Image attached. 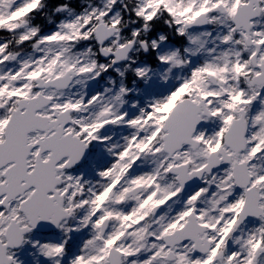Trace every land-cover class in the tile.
Returning <instances> with one entry per match:
<instances>
[{
  "label": "rangeland",
  "instance_id": "1",
  "mask_svg": "<svg viewBox=\"0 0 264 264\" xmlns=\"http://www.w3.org/2000/svg\"><path fill=\"white\" fill-rule=\"evenodd\" d=\"M31 1L25 13L37 5V1ZM137 1V13L146 21L163 5L182 43H168L164 34L149 39V28L144 32L131 27L129 33H118L107 48L115 50L133 42L136 48L126 63L112 66L99 56L94 30L100 23H122L117 0L83 3L80 13L63 8L59 21L52 25L54 18H50L48 24L52 28L45 32L28 26L25 17H20L24 13L21 6L29 0H0V28L13 33L20 44L31 42V49L20 55L9 52L8 43L0 42V142L19 98L38 94L36 77L51 80L73 70L76 79L67 91H43L53 103L42 114L53 117L55 112L78 109L72 114L74 124L67 130L93 144L94 149L82 168L62 174L67 205L79 209L71 229L74 233L79 229L87 233L82 239L74 237L65 254L60 249L65 244L62 235H33L14 257L15 264H109L112 246L124 252V264H264V242L254 258L257 240L264 234V220L254 218L235 227L242 192L231 190L228 165L205 176L200 187L184 194H178L180 185L176 176L169 173L171 168L184 164H189V174L204 167L209 154L222 144L219 138L230 123L232 112H237L238 117L249 99L259 92L248 80L256 74L248 62L254 48L246 46L245 32L232 23L237 6L248 0ZM259 2L262 16L253 23L251 32L255 43L264 40V0ZM203 13L209 18V26L189 30L188 23ZM261 48L262 61L264 44ZM152 52L156 57L154 65L146 58ZM240 72L243 79L246 76L243 89L238 82ZM210 75L215 76V82H211ZM240 92L244 93V104L235 106ZM181 93L196 103L203 100L211 116L195 136L201 148L193 151L185 147L178 153L179 158H171L163 151V123ZM262 99L255 108L259 114L264 111V96ZM107 114L112 119L110 124ZM121 115H126L124 120L116 121ZM252 129L261 132L259 127ZM41 137V133L32 134L30 141L34 143ZM134 189H140L139 193L129 195ZM28 196L29 192L25 198ZM19 203L17 200L11 210L0 214V240L12 219L21 226L26 223L23 215L18 217ZM156 204L162 207L153 214ZM190 212L205 226L210 250L199 254L187 242L175 248L176 259L169 261V249L161 235L178 216L183 220ZM104 216L110 217L111 222L107 233L101 236ZM219 252L222 256L217 258Z\"/></svg>",
  "mask_w": 264,
  "mask_h": 264
},
{
  "label": "water",
  "instance_id": "2",
  "mask_svg": "<svg viewBox=\"0 0 264 264\" xmlns=\"http://www.w3.org/2000/svg\"><path fill=\"white\" fill-rule=\"evenodd\" d=\"M253 4L257 5L256 10H253ZM260 16V9L258 7L257 0H251V3L247 6L238 8L237 14L234 17V23L237 28L241 27L249 32L250 21ZM202 17L197 23L190 25V27H204L206 21L202 20ZM105 28L100 26L97 29V37L99 43L105 42L109 39L113 33V29L104 31ZM130 48H124L118 50L116 53H112L116 57V62L126 60ZM108 55L106 54L105 57ZM73 77H65L55 81H51L45 85L39 87L49 88L53 87L58 90L67 89L72 82ZM50 104L49 99H45L42 96L33 99L29 102L21 101L19 108L15 111L5 130V141L0 144V170L13 164V166L6 170L3 177L6 179L5 183L0 184V197L6 195L3 203L0 207L9 208V202L16 199L19 195H23L26 191L34 188L35 192L25 203L22 204V211L28 216L32 227L39 231H48L57 229L58 225L64 220L67 215L62 211V199L58 196L56 187L60 185L61 180L57 178V170L74 169L79 166L88 156L89 148L81 142L79 139L72 135H66L63 137L64 129L68 124V120H59L49 124L47 118H43L37 115V111ZM25 109L24 113L21 111ZM199 106L194 105L191 101L185 100L178 103L170 117L165 123L164 131H169V136L166 138L165 150L171 155L177 150L182 148L183 144H192L195 148L196 145L192 142L191 137L197 127L201 124L199 117ZM207 115V113H205ZM62 124L58 127L59 124ZM49 128L55 130V134L44 142L40 141L36 146L40 147L39 154L37 156L36 165L31 173H28L29 167L27 159L30 156L31 151L35 146L29 144V134L36 131L48 132ZM232 140V139H231ZM238 140V144H243V134L234 136V141ZM174 142V144H173ZM227 143H230L229 139ZM241 149V148H240ZM51 152L50 160L47 163L41 161V155L44 152ZM68 158L69 161L64 168H57V165ZM219 163L213 162L205 169L210 173L218 167ZM200 172L198 178L190 186H195L199 183L203 173ZM239 186L243 187L244 178L237 177ZM179 180L182 183L183 191L189 189L186 183L187 179L181 176ZM24 183V184H23ZM54 193L55 197L49 198L48 195ZM256 195V194H252ZM252 198V197H251ZM58 201V206H53V201ZM254 206L256 205L257 198L254 196ZM252 202H246L245 209L251 208ZM252 214L242 217L239 223L251 217ZM52 218V221L49 219ZM16 229V228H14ZM105 231V227L102 228V232ZM12 233V228L7 232L9 238ZM193 239L197 241V233H188L181 238L180 242L186 239ZM20 241L12 247H17ZM10 245V244H9ZM197 241V248H198ZM5 247L0 246V264L5 263ZM118 264V263H117Z\"/></svg>",
  "mask_w": 264,
  "mask_h": 264
},
{
  "label": "flooded vegetation",
  "instance_id": "3",
  "mask_svg": "<svg viewBox=\"0 0 264 264\" xmlns=\"http://www.w3.org/2000/svg\"><path fill=\"white\" fill-rule=\"evenodd\" d=\"M262 63H264V61H262ZM256 96L258 97L255 102H253L254 96L249 99L246 105V113L249 122H252V118L255 115L254 109L256 108V104L262 100V97L264 96V89L259 88V92ZM255 127H259L261 129V132H259L260 135L258 143H261L262 145L260 147L258 146V149L255 151L248 149L243 155V162L247 163V167L251 173V184L257 186L262 192L264 185L258 184L257 181L260 179L261 174L264 171V111L260 114V118L257 119Z\"/></svg>",
  "mask_w": 264,
  "mask_h": 264
},
{
  "label": "trees",
  "instance_id": "4",
  "mask_svg": "<svg viewBox=\"0 0 264 264\" xmlns=\"http://www.w3.org/2000/svg\"><path fill=\"white\" fill-rule=\"evenodd\" d=\"M64 2V0H49V4L46 3V6L51 8V9H55L61 5H63L62 3ZM129 9V11L134 13V9L136 8V4L133 3V1H130L129 3L125 4ZM40 14H37V17L33 19L34 24H38V23H43V20L40 18ZM152 29H153V33L155 31H163L167 33V36L169 39L173 38L172 37V31H170V28H167V23H166V16L165 15H159L158 17H156L155 19H153L150 22ZM175 42L178 44V40L177 38H174Z\"/></svg>",
  "mask_w": 264,
  "mask_h": 264
}]
</instances>
